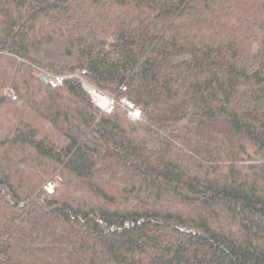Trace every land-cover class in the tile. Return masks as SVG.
<instances>
[{
  "label": "trees",
  "instance_id": "obj_1",
  "mask_svg": "<svg viewBox=\"0 0 264 264\" xmlns=\"http://www.w3.org/2000/svg\"><path fill=\"white\" fill-rule=\"evenodd\" d=\"M0 264H264V0H0Z\"/></svg>",
  "mask_w": 264,
  "mask_h": 264
},
{
  "label": "built area",
  "instance_id": "obj_2",
  "mask_svg": "<svg viewBox=\"0 0 264 264\" xmlns=\"http://www.w3.org/2000/svg\"><path fill=\"white\" fill-rule=\"evenodd\" d=\"M37 77L41 80L44 78L47 79L48 84L56 89L65 84V82L72 78V76H62V75H54L49 74L47 72L39 70V74ZM82 87L86 91V93L90 96L93 104L100 109L104 113H111L115 107L116 102L106 94L102 93L95 87L91 86L90 84L86 83L84 80H81ZM10 94L13 96L14 100H17V95L14 90H10ZM123 107L128 110L129 118L132 121H138L141 118V111L138 107H136L133 103L129 100L124 98L122 100ZM61 183V179H57L55 182H50L45 186V191L52 195L56 189L58 188L59 184Z\"/></svg>",
  "mask_w": 264,
  "mask_h": 264
},
{
  "label": "rangeland",
  "instance_id": "obj_3",
  "mask_svg": "<svg viewBox=\"0 0 264 264\" xmlns=\"http://www.w3.org/2000/svg\"><path fill=\"white\" fill-rule=\"evenodd\" d=\"M106 95H107V94H106ZM107 96H109L110 98H112L113 100H115L116 103H120L121 106L123 105V104H122V100H123L124 98L121 99L120 101H118L114 96H110V95H107ZM116 105H117V104H116Z\"/></svg>",
  "mask_w": 264,
  "mask_h": 264
},
{
  "label": "water",
  "instance_id": "obj_4",
  "mask_svg": "<svg viewBox=\"0 0 264 264\" xmlns=\"http://www.w3.org/2000/svg\"><path fill=\"white\" fill-rule=\"evenodd\" d=\"M43 81H44L45 83H47V79H46V78H44Z\"/></svg>",
  "mask_w": 264,
  "mask_h": 264
}]
</instances>
